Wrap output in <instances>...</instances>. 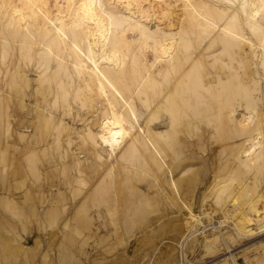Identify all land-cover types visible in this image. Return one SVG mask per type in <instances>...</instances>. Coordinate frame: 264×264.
I'll return each instance as SVG.
<instances>
[{
	"label": "rangeland",
	"instance_id": "374dc122",
	"mask_svg": "<svg viewBox=\"0 0 264 264\" xmlns=\"http://www.w3.org/2000/svg\"><path fill=\"white\" fill-rule=\"evenodd\" d=\"M178 3L170 15L157 11L140 21L155 33L148 31L151 36L124 28L126 73L113 80L117 87L119 80L140 124L164 135L157 143L166 162L160 167L138 152L110 156L90 142L86 133L97 130L103 108L72 69L69 46L59 66L56 48L50 45L46 52L37 28L28 38L12 37L14 21L7 14L20 4L0 0V264H233L230 254L236 264H264V231L239 229L264 208L261 45L244 27L256 51L244 62L195 29L183 38L176 29L173 54L183 66L178 63L181 69L168 78L156 74L158 64L166 68L173 56L155 60V41L168 24L179 28ZM65 6V0H46L51 16ZM149 74L152 83L138 84L137 75ZM134 89L144 90V97ZM253 136L257 154L245 159L242 150ZM90 218L106 226L61 225ZM193 221L207 228L197 234V244L181 248Z\"/></svg>",
	"mask_w": 264,
	"mask_h": 264
},
{
	"label": "bare ground",
	"instance_id": "6f19581e",
	"mask_svg": "<svg viewBox=\"0 0 264 264\" xmlns=\"http://www.w3.org/2000/svg\"><path fill=\"white\" fill-rule=\"evenodd\" d=\"M9 1L13 0H8V2ZM16 1L20 6L13 4L10 12L7 14V17L10 15L11 19L14 21L12 37L28 38V35L30 36L33 34L32 29H34V27L37 28L41 43L45 45L44 48H47L46 52L49 51L52 45L56 48V55L59 56V66L63 64L64 61L62 60L66 58L61 55V52L66 51L69 46L70 53L73 55V60L70 61L73 66L72 69H75L74 72L77 73L81 81L86 86L90 87L89 89L93 90L95 93L93 96L95 101L100 102L103 108L101 117H99L98 120L96 119L97 126L96 124L95 126L97 130L93 131L88 129L86 135L92 144L100 145L110 156H115L118 153H120L119 156H123L125 152H138L145 162L150 160L156 162L160 167L166 164L164 161L165 156L163 155V157L161 155L162 153L157 146L158 139L163 138L164 135H153L150 130L151 127L140 124L139 114L135 111V108L132 106L133 104L123 98L125 95L122 96L123 92H120L121 89L119 85L121 84H119V80H117L118 87L114 84L116 81L113 82L114 79H119L122 74L126 73V70L122 67L125 55V53L123 55L122 50L126 44L125 38L123 37L124 28L129 30L137 29L142 36H144V34H150L148 31H151V34H153L154 32L149 30L146 25L142 24L140 21L153 14L156 15L155 13H157V11H159L163 17L166 14L170 15L174 9L173 6L176 2H179L177 4V10L179 11V28L178 26L177 28L174 27L171 23L168 24L166 27H163V32L165 33L162 34L161 39L155 41L157 43L155 47H157L156 52L158 54L157 56L155 55V60H159L161 57L162 59L167 57L170 58L173 55L171 57L172 59H170V63L168 65L166 64V68L158 64L156 68L158 71L156 74L159 72V74H164L168 78L167 74L171 70L178 72L177 70L179 68L181 69V67L177 69L179 59L173 54L176 43L172 34H174L176 29L180 31V34H183L182 38L185 34L187 35V33H193L195 29L198 37H209L211 45L220 44V46H222V51L235 53L243 58L245 60L244 62H247L246 58L250 55L249 53L255 54L256 51L253 48L255 45L252 43L251 38L245 35V27L261 45L260 62L264 65V0H168L164 6H157V8H154V4L152 5L154 0L152 3L150 0H65L66 9H61V7L57 8L54 14H52L54 16H51V12L46 8V0ZM110 6L114 8L117 7L118 9L122 8L124 14L118 16L117 13L112 11ZM29 19H31V22ZM151 34L149 36H151ZM165 34L169 36H164ZM190 34L188 36H190ZM155 38H157V35ZM200 40L202 39L200 38ZM186 43L188 42L186 41ZM46 52L45 55L43 53V56H46ZM40 55L42 56L41 52L39 53V56ZM181 65L182 63L180 66ZM132 66H134V64ZM220 67H223L222 64H220ZM139 73L142 74L141 70ZM137 76L139 77H137L138 84L142 86H144V84L149 85V83L153 82L152 79H154L152 77L153 74H149V78L140 75ZM181 81L182 77L179 78L176 84H179ZM211 81L213 82V80H209L210 83ZM129 86L131 87V85ZM196 86H198V83L195 84V87ZM203 87L205 88V86ZM122 88L126 89L125 87ZM136 92L138 98L141 99L144 97L141 96L144 90L139 89L135 91V93ZM191 96V101L195 102V97H193L194 94ZM130 100H132V98ZM144 100L146 99H143V101ZM248 141V146H245L242 150L245 159H249L253 153H256L259 146V144L255 142L257 141L256 137L250 138ZM150 147H154L156 153H154ZM168 172L170 173V171ZM169 173L168 175H170ZM171 176L169 177V181L172 180ZM82 204L83 203H80L79 206H82ZM181 204L189 214L193 212L190 205L186 203V200ZM95 213L97 214V218L100 219L102 217L100 210L97 209ZM72 218L74 221L76 218L75 214ZM188 218L190 217H181V221L183 219L188 220ZM73 221L67 219L62 222L61 225L63 228L85 227L88 229H98L106 226V224L102 222H100L99 226H97V224L95 225L91 218L86 222L77 221V223L75 222L73 224ZM193 223L195 222L193 221ZM193 223L189 226L192 225L194 228L186 234L184 237L185 239L183 238L184 240L181 238L178 243L181 248H184L188 242L197 244V234L207 228L201 225L196 226V223ZM176 224L177 223H174V227L178 228L179 224ZM236 227L233 226L235 229ZM242 227H255L259 232L264 231V208L257 210L251 218H245L241 222L239 229ZM230 255L229 259H232L233 264H236L234 256L232 257Z\"/></svg>",
	"mask_w": 264,
	"mask_h": 264
}]
</instances>
